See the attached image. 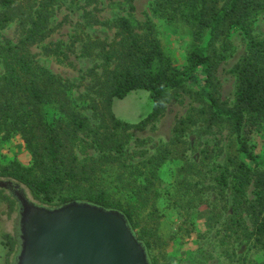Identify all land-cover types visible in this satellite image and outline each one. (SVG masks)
<instances>
[{
  "label": "trees",
  "instance_id": "16d2710c",
  "mask_svg": "<svg viewBox=\"0 0 264 264\" xmlns=\"http://www.w3.org/2000/svg\"><path fill=\"white\" fill-rule=\"evenodd\" d=\"M52 3L53 0H0V22L19 17L26 19L28 24L16 43L6 41L0 46L3 67L0 141L20 135L32 159L29 165H24L17 159L5 162L0 157V179L25 186L33 200L43 206L55 208L79 201L120 211L145 247L150 264H156L151 255V242L136 232L132 205L112 199L104 186L98 187L100 183L73 197L62 196L63 190L69 183L99 180V160L107 165L105 169L115 164L120 169L127 152V141L118 129L130 124L112 115L108 118L109 123L103 121L92 127L83 113L85 108L97 110V104L103 102L110 110L115 99H124L135 90H146L153 105L141 123L154 121L163 114L167 103L179 94L178 90L193 80L192 71L200 68L204 74L202 88L208 108L214 117L230 123L236 136L237 151L255 165L252 168L244 161L234 163L233 160L213 165L216 185L220 192L230 190L236 214L240 207H246L247 188L253 185L254 202L248 205L253 226L242 236L251 249L264 251V161L256 160L250 144L252 134L264 126V35L253 32L254 22L264 11V0H159L160 15L180 22L198 43L189 51L188 63L183 67L163 48L151 22L137 30L129 17L121 16L116 23L118 39L106 42L89 38L81 46V55L102 60L103 71L90 87L101 96L99 101L89 94L75 97L71 83L51 72L31 52V46L51 33ZM235 29L244 33L247 48L235 66L234 103L228 106L220 100L216 72L219 64L233 54L231 33ZM193 124V114L180 119L175 127V137L183 135ZM84 131L91 134V143L99 152V156L89 162L75 152L80 133ZM116 178L111 181L115 182ZM2 197L18 205L10 193L2 194ZM20 235V222L16 234H5L9 246L7 255L14 254L12 264L17 263L21 249Z\"/></svg>",
  "mask_w": 264,
  "mask_h": 264
},
{
  "label": "rangeland",
  "instance_id": "374dc122",
  "mask_svg": "<svg viewBox=\"0 0 264 264\" xmlns=\"http://www.w3.org/2000/svg\"><path fill=\"white\" fill-rule=\"evenodd\" d=\"M158 2L53 0L51 33L31 46V52L51 72L71 83L75 97L89 94L99 101L101 96L90 87L103 71L102 60L81 55V46L89 38L106 42L118 39L116 23L121 16L129 17L137 30L151 22L163 48L175 57L177 64L183 67L188 63L189 51L198 43L180 22L160 15ZM27 25L26 19L19 17L0 22V46L6 41L16 43L24 35ZM253 32L264 35V11L254 22ZM231 39L233 54L219 64L216 72L220 100L228 106L234 103L235 66L247 48L241 30H233ZM2 74L0 59V76ZM192 74L193 80L178 90L179 94L167 103L163 114L154 121L141 123L153 105L146 90H135L124 99H115L110 110L103 102L97 104V110L85 108L83 113L92 127L103 121L109 123L108 118L112 115L130 124L118 129L127 141V152L120 169L118 164L105 169L107 165L99 160V180L66 184L62 196L82 195L92 185L100 183L98 187L104 186L112 199L132 205L136 232L151 242V255L156 264H264V251L251 249L242 236L253 226L248 211L249 203L254 202L253 185L247 188L246 207H240L236 214L230 190L219 191L216 172L212 169L213 165H223L228 160L244 161L252 168L255 165L237 151L236 136L230 123L214 117L208 108L202 88V70L195 68ZM188 114L194 115L195 124L188 126L183 135L175 137V127ZM91 139L88 131L81 132L75 146L78 157L85 162L99 156ZM250 141L256 160L264 161V126L252 134ZM0 157L5 162L17 159L24 165L32 161L20 135L0 141ZM110 173L114 175L109 177ZM115 178V182L111 181ZM21 186L33 200L28 189ZM9 193L8 189L0 187V264L14 262V254L7 255L9 246L5 234L18 232V205L2 197Z\"/></svg>",
  "mask_w": 264,
  "mask_h": 264
},
{
  "label": "water",
  "instance_id": "95a60500",
  "mask_svg": "<svg viewBox=\"0 0 264 264\" xmlns=\"http://www.w3.org/2000/svg\"><path fill=\"white\" fill-rule=\"evenodd\" d=\"M18 202L21 249L16 264H150L125 216L88 202L51 208L13 180L0 179Z\"/></svg>",
  "mask_w": 264,
  "mask_h": 264
}]
</instances>
